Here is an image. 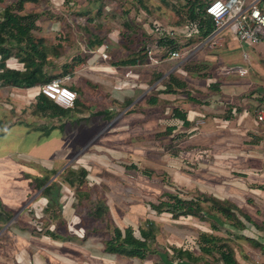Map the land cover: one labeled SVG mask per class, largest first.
<instances>
[{
  "label": "rangeland",
  "instance_id": "rangeland-1",
  "mask_svg": "<svg viewBox=\"0 0 264 264\" xmlns=\"http://www.w3.org/2000/svg\"><path fill=\"white\" fill-rule=\"evenodd\" d=\"M17 1L0 0V6ZM181 3L29 0L15 11L35 16L31 33L45 51L46 74L61 78L79 99L66 114L52 117L36 108L37 86L0 85V214L5 218L0 220V264L93 260L92 254L84 256V245H105L116 226L123 230L131 226L139 237L140 228L150 223L156 233L152 248L167 253L170 264L186 259L176 255L175 247L188 248L194 255L201 252L212 263L218 260L217 252L199 250L204 244L200 236L217 235L212 241L219 248V236L223 237L219 233L235 223L212 211L210 199L199 216L174 217L167 209L157 212L151 204L168 200L170 193L183 199L228 200L224 181L235 185L242 180L239 152L244 155L246 144L253 142L250 136L258 123L251 118L254 115L255 120L257 108L246 103L241 111L239 97L223 85H235L228 84L227 77L248 79L253 72L247 65L244 71L237 70L244 66L227 60L223 47L202 43L201 37L179 50L182 55L176 59L160 47L147 50L145 42L151 36L155 39V27L181 35L175 9ZM260 8L264 11V0ZM128 24L136 33L132 38ZM5 40L4 46L12 50L6 67L21 68L20 56L25 53ZM131 59L136 62L129 63ZM191 63L203 68L202 78L194 79L183 68ZM170 74L189 81L195 102L159 100ZM244 85L242 94L248 99L254 85L252 81ZM212 91L220 104L229 105L210 106ZM152 98L158 100L151 102ZM177 105L201 108L205 116L199 114L185 126L173 116ZM230 110L232 119L227 121L224 115ZM245 110L248 116L241 121ZM231 191L233 200L242 199L237 186ZM233 212L244 226L242 213ZM148 257L162 264L159 253Z\"/></svg>",
  "mask_w": 264,
  "mask_h": 264
},
{
  "label": "trees",
  "instance_id": "trees-1",
  "mask_svg": "<svg viewBox=\"0 0 264 264\" xmlns=\"http://www.w3.org/2000/svg\"><path fill=\"white\" fill-rule=\"evenodd\" d=\"M26 1L29 0H18L17 2H11L8 5L0 6V68L5 67L0 72V85H13L29 88L39 86L40 84L51 81L55 78L46 74L43 68L46 61V56L44 54L45 51H43L39 44L34 40L31 33L32 29L36 27L35 16L33 14L19 15L17 14V12H15L17 11V9H23ZM208 1L209 0H186L185 2H183L181 0V5L175 8L178 16L177 26L180 28L189 27L190 29L195 30L194 35L185 37L182 36V34L171 35L168 34L165 30H156L157 32H155L154 35L155 39H152L151 36V38L149 39L151 41L147 40L145 42L147 44V50H149L151 46L155 48L160 47L159 49L167 51L168 54L172 50H182L186 47L187 43L189 44L197 36L201 37L202 39L210 35L215 29V23L213 19L206 14L205 11V6ZM188 5L190 6V8L188 10H185V7ZM126 29L131 30L129 34L130 38H132L133 35L136 34L133 32L134 28L132 25H126ZM6 38L9 39L11 45H19L21 50H23V52L25 53V56L23 54H21L20 56V61H22L21 68L10 69L6 67L5 64H7L9 59L12 58L11 48L4 46ZM182 40H185L186 42L183 43ZM38 58L41 60V62H37ZM14 61L18 60L15 59ZM128 62L135 63L136 60L131 59ZM23 64L25 67L23 66ZM196 64L191 63L190 65H184L183 68L188 71V74H190L194 79H200L204 76L205 72L203 71V68L201 66H198ZM164 85V92L191 93L189 90L191 89L189 88V82L178 74H170ZM262 88L264 89V87ZM260 92L263 93L260 94ZM258 96V100L262 102L264 90L259 91ZM78 99L76 101V104L78 102ZM156 101L157 98H152V102ZM36 108L39 112L46 113L47 115H51L52 117L66 114L72 109H65L60 107L53 100L42 93L38 94L37 96ZM231 114L232 113L230 110V112L228 114H225L224 116L229 117ZM173 116H175V119L182 122L183 125L190 126L187 112L181 110L180 108H175ZM173 127L174 126H169V129L172 130ZM168 196V200H162L159 204L152 203L151 206L160 213L164 211V209H167L173 214L174 217H179L180 215L199 216L200 214L205 213L203 206L204 201L210 199L212 201V206H209V208L212 211L215 210L218 213L231 219L232 221H234V225L238 228L244 227L241 224L240 220L235 217V212H233V209H238V211H240L238 206L230 200H221L215 197L205 198V200H202L201 198L183 199L180 196L171 193L168 194ZM47 197L49 200V197H51V195L48 194ZM9 215L11 216V213ZM0 220H5V218L2 217L1 214ZM113 233V236L110 239H106L105 241L106 251L108 253L118 254L122 257H137L141 259L148 257L149 253L151 252L155 251L156 253H158L157 249L152 248V242L155 241L156 234L153 223H150L148 227L140 228L139 237L136 236L135 231L131 226L127 227L124 230L116 226ZM200 239L204 241V244H200V249L202 251L211 253L217 252L218 259H220V261L224 262L225 264H238L234 258L233 251L231 250L229 244H227V248H225V250H218V248H214V246L212 245V240H216L215 236L209 235L207 237L206 234H202L200 236ZM220 242L222 243L223 241ZM223 245H226V243H223L222 246ZM174 249L177 256L179 255L182 258H188L190 260L196 259V254L194 255L192 250L188 248L183 249L175 247Z\"/></svg>",
  "mask_w": 264,
  "mask_h": 264
},
{
  "label": "crops",
  "instance_id": "crops-1",
  "mask_svg": "<svg viewBox=\"0 0 264 264\" xmlns=\"http://www.w3.org/2000/svg\"><path fill=\"white\" fill-rule=\"evenodd\" d=\"M262 1L263 0H250L247 2L248 3L257 2L258 7L260 8ZM179 30L181 31L180 32L181 34L183 33L182 36L188 37V35L184 33V30L181 29ZM176 34H178V32ZM203 39L204 38H202L201 40ZM215 40H219L221 42V45L217 47H223L221 49L223 51V55H228L227 60L234 59L235 63H237L236 66L247 65L250 72H253V75H250L248 79L242 78V80H244L245 83L252 81L254 85V93L251 92L250 97L248 99L247 96L243 97L245 96V94H242V92L246 90V86L244 85L245 83H242V80L240 78L234 77L235 78L234 79L231 77H227L226 82H228V84L234 83V81L236 83L235 85L232 86L227 85L226 83V85L223 86H226L225 89H227V91L232 92L233 95L236 94L239 97L240 101L239 104L237 105H239V109L241 111H243V105H245L246 103L247 104L251 103L248 105L254 106L255 107L254 111H255L256 108L259 107V105L257 106L258 104L257 101L259 97L258 93L259 91L264 90L262 88L264 87V44L260 43L255 46L254 44L241 42L237 37V34L235 32V26L233 24L221 30L219 32V35L215 37ZM245 45L250 47L249 51L243 50V47ZM208 58H210V56H208ZM243 59L247 61H244ZM238 62L239 63L243 62V64H239ZM239 68L240 69L237 70L244 71L243 69L245 68V66ZM234 69L235 68H229L228 71L231 72ZM230 79L232 80L230 81ZM189 90L191 93L162 92L160 93L158 98L159 100H161L163 98L165 99V97L166 98L169 97L170 99H177L180 103L181 102L183 104L186 103L187 105V103L190 104V102H195L194 100H196L192 93V89ZM223 91L221 93H223ZM209 92H211V89L209 90ZM211 95L212 98L209 104L210 106H225L226 104L229 105L228 104L229 102H225V101H222L225 103L220 104L221 101L219 100V97L215 95L214 91H212ZM258 102L260 104V101ZM177 106L181 110L187 112L190 126L192 119H198L197 117L199 116V114L205 116L204 113H202L203 110L201 108H196L193 106L188 108L185 107L183 109L182 106L180 105ZM203 106L206 108L205 104ZM247 116H248V111L245 110V113L241 115L240 120L242 121L243 119H246ZM253 117L254 115L251 117L252 121H254ZM225 119H227V121L231 120L232 115H230L229 117H225ZM255 128L257 129H255L250 136V138L253 139V142H248L246 144V147L244 149L245 150L244 155L242 154L241 151L239 152L240 154L238 156V165H237L239 171L238 177L242 178V180H238L237 184L235 185L232 184L233 181L231 180H229L228 185L224 181L225 197H227L228 200H230L231 202L235 203L238 206L240 213H242L243 220L245 222L243 227L245 229L243 231L242 228H237L235 225L227 224L228 225L227 228L226 229L223 228L224 232L219 233L220 235H223V237L219 236L220 239H222L223 241L222 244L226 243V245L222 246L221 244L218 250H223V249L225 250V248H227V244H229L231 250L233 251L234 258L238 264H264V122L255 126ZM228 171L229 173L230 171H232L231 166L230 168H228ZM233 186H237L240 194L242 195V199L240 201L233 200L231 197L232 194H234V192L231 191ZM1 193L2 192H0V194ZM206 235L207 237L209 235L217 236L212 234H206ZM212 245L214 246L213 241H212ZM214 248L217 247L214 246ZM84 249L86 251V253H84V256L85 255L91 256L90 254H92L94 256L93 260L84 259V261H81L78 264H155L156 263L154 259H149V257H146L144 259L137 257L128 258V257L119 256L118 254L108 253L106 251V244L105 245L87 244L84 245ZM158 253H159L160 261L162 263L170 264L171 259L168 257L167 253H164L163 251L160 250L158 251ZM195 258L196 259L194 260H190L188 258L180 259L179 261L177 262L174 261V262L175 264H206V263L209 264L208 262L211 261L205 255H202L201 252L197 253ZM210 263L213 264L212 262ZM215 263L225 264L224 262L220 261V259L216 260L214 264ZM35 264H42V263L37 262Z\"/></svg>",
  "mask_w": 264,
  "mask_h": 264
},
{
  "label": "built area",
  "instance_id": "built-area-1",
  "mask_svg": "<svg viewBox=\"0 0 264 264\" xmlns=\"http://www.w3.org/2000/svg\"><path fill=\"white\" fill-rule=\"evenodd\" d=\"M205 11L214 23V31L202 41L207 42L211 47L221 45L215 37L224 28L234 25L235 32L241 42L249 44H264V11H262L257 2L248 3L246 0H209L205 6ZM156 30L158 29L155 27ZM184 33L188 36L195 34V30L189 27H183ZM182 30V28H181ZM175 34V32H173ZM172 34V35H174ZM169 58L176 59L181 57L182 53L172 50L168 53ZM38 94L42 93L49 97L60 107L73 108L78 99L77 92L70 86L64 84L61 78H54L37 86ZM257 111L255 112V122L260 124L264 122V96L262 97Z\"/></svg>",
  "mask_w": 264,
  "mask_h": 264
}]
</instances>
